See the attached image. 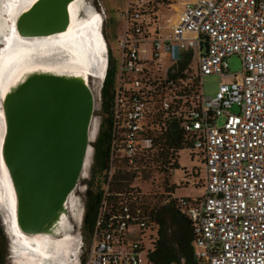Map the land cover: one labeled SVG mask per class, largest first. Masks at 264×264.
<instances>
[{
	"label": "built area",
	"instance_id": "built-area-1",
	"mask_svg": "<svg viewBox=\"0 0 264 264\" xmlns=\"http://www.w3.org/2000/svg\"><path fill=\"white\" fill-rule=\"evenodd\" d=\"M119 15L100 208L80 264H152L154 214L169 202L199 264H264V0H124ZM105 56L102 82L107 43ZM209 75L220 78L212 96ZM174 130L191 147L179 151L201 155V195L166 191L158 140Z\"/></svg>",
	"mask_w": 264,
	"mask_h": 264
},
{
	"label": "water",
	"instance_id": "water-1",
	"mask_svg": "<svg viewBox=\"0 0 264 264\" xmlns=\"http://www.w3.org/2000/svg\"><path fill=\"white\" fill-rule=\"evenodd\" d=\"M76 0H38L15 21L21 38L65 32ZM5 133L1 156L15 196L22 234L46 233L65 211L89 151L94 95L79 77L32 73L1 103ZM11 250V238L0 212Z\"/></svg>",
	"mask_w": 264,
	"mask_h": 264
},
{
	"label": "bare ground",
	"instance_id": "bare-ground-1",
	"mask_svg": "<svg viewBox=\"0 0 264 264\" xmlns=\"http://www.w3.org/2000/svg\"><path fill=\"white\" fill-rule=\"evenodd\" d=\"M37 1L0 0V11L5 13V18L0 21V42L3 44L0 48V211L11 238L13 264H77L80 240L70 233L74 227L68 219L67 208L70 203L75 212L77 198L70 196L65 211L46 233L26 235L16 227L14 190L1 156L5 133L1 103L6 94L32 73L79 77L88 86L90 79L100 81L106 67V43L101 33L102 17L87 0H76L69 5V25L65 32L38 39L21 38L16 32L15 21ZM96 126L92 123L90 140L97 134ZM180 152L172 154L175 172L182 171ZM191 154L195 163L198 162L197 152Z\"/></svg>",
	"mask_w": 264,
	"mask_h": 264
},
{
	"label": "trees",
	"instance_id": "trees-1",
	"mask_svg": "<svg viewBox=\"0 0 264 264\" xmlns=\"http://www.w3.org/2000/svg\"><path fill=\"white\" fill-rule=\"evenodd\" d=\"M115 75V64L109 60L108 68L100 88V124L95 141L92 144V163L88 171L86 190L83 193L82 234L86 242L89 232L100 208L102 192V176L106 167L109 144V111L111 89ZM162 145L160 158L163 166V181L166 191H172L177 186L171 182L172 164L170 157L174 151L190 149V145L177 130L159 138ZM154 220L158 225V239L153 251L149 254L152 264H199L192 255V233L188 221L174 209L172 203H167L156 209ZM5 237L0 224V264H5Z\"/></svg>",
	"mask_w": 264,
	"mask_h": 264
},
{
	"label": "rangeland",
	"instance_id": "rangeland-1",
	"mask_svg": "<svg viewBox=\"0 0 264 264\" xmlns=\"http://www.w3.org/2000/svg\"><path fill=\"white\" fill-rule=\"evenodd\" d=\"M90 5L101 15L102 17V26H101V33L103 35L104 40L107 43V46L110 50V56L112 57V60L114 61V64L117 66L118 61V55H117V42L115 40L116 36L119 34L121 30V19H120V12L124 5V0H87ZM195 0H175L176 6L180 7L182 4L186 3H193ZM3 13V14H2ZM5 13L3 11H0V21H2L5 17ZM4 15V16H3ZM2 42H0V48H2ZM228 71L231 74H239L241 71V59L237 55H232L226 60ZM220 83V78L216 75H209L202 78L201 81V88L203 93L206 96H212L216 89L218 84ZM102 84V79L100 81H94L93 79L89 80V87L92 90V93L94 95V110L92 114V123H96V133L98 132V126L100 123V88ZM232 113H236L237 109L232 108ZM224 121L223 117H220L217 121V126L222 125ZM92 125V124H91ZM97 134L95 135L94 139L90 140L91 143H89V157H88V165L86 168L85 174L82 173V177L79 179L77 183V187L75 190L70 194L72 195L73 199H76L75 201L77 203V209L75 208V212L72 211L74 209L69 205L68 203V219L70 223L73 225V229L70 231L71 234H75L79 237L80 244L78 246V254H77V264H80L83 251H84V245L85 240L82 234V215H83V182L84 179L88 175V171L90 169V165L92 163V154H93V147L92 144L96 139ZM193 151H181L180 152V165L182 171L175 172V166L173 164L172 160V174L170 181L175 182L176 186L178 187V190L180 191L177 193L178 195L183 196H197L201 195L203 192V169L201 167V155L197 153L198 155V162L195 163L194 155L191 154ZM192 159V160H190ZM179 180H182L181 182H177ZM179 183V184H178ZM152 192L159 193L161 192V186L158 184H155L153 188L151 189ZM1 212V211H0ZM75 216H74V215ZM72 215V216H71ZM0 224L1 219H0ZM2 227V225H1ZM4 237H5V264H13V259L11 258V250L9 247V242L7 240L6 234L4 232V229L2 227ZM54 237V236H52ZM59 239V238H56Z\"/></svg>",
	"mask_w": 264,
	"mask_h": 264
},
{
	"label": "crops",
	"instance_id": "crops-1",
	"mask_svg": "<svg viewBox=\"0 0 264 264\" xmlns=\"http://www.w3.org/2000/svg\"><path fill=\"white\" fill-rule=\"evenodd\" d=\"M179 184V183H178ZM180 191V189L178 190V192Z\"/></svg>",
	"mask_w": 264,
	"mask_h": 264
}]
</instances>
